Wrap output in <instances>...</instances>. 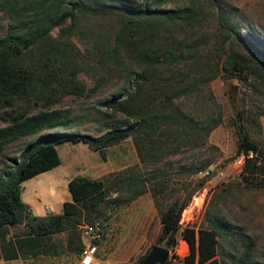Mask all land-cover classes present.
Returning <instances> with one entry per match:
<instances>
[{"label":"trees","instance_id":"1","mask_svg":"<svg viewBox=\"0 0 264 264\" xmlns=\"http://www.w3.org/2000/svg\"><path fill=\"white\" fill-rule=\"evenodd\" d=\"M233 7L218 0L165 6L156 0H0L6 18L0 33V112L5 119L0 148L20 135L35 134L14 158V168L0 173V223L24 219L34 232L60 230L79 223L80 217L97 219L94 207L101 201L110 206L128 203L148 190L159 222L155 242L172 246L178 232L187 243L188 251L176 256L174 264H264L253 257L254 240L244 227L210 208L212 204L204 207L197 223L178 228L181 209L207 172L189 188L179 180L169 187L177 179L171 175L170 159L164 157L184 147L203 146L220 121L208 84L215 75L234 76L252 89L255 100H264L263 33L259 29L253 39L248 33L253 29L237 24ZM72 32L87 41L86 54L69 38ZM83 55L92 60L96 76L87 89H95L104 70H122L119 85L102 104L108 113L119 111L127 120L112 122L95 134L50 130L71 120L68 110L50 103L85 91L77 75L88 67L81 62ZM235 88L229 86L232 97ZM189 97L192 107L184 110L182 101ZM230 106L238 140L234 155L242 153L241 174L244 180L264 184V147L248 135L245 125L247 116L251 121L254 117L236 103ZM256 107L264 110V102ZM125 136L132 140L135 163L104 176H69L71 200L61 202L60 213L32 215L21 201L20 180L56 165L55 145L60 141H85L102 157L109 145ZM207 164L208 159H198L193 170ZM179 189L184 192L173 194ZM108 192H113L110 198ZM146 250L131 264H140Z\"/></svg>","mask_w":264,"mask_h":264},{"label":"rangeland","instance_id":"2","mask_svg":"<svg viewBox=\"0 0 264 264\" xmlns=\"http://www.w3.org/2000/svg\"><path fill=\"white\" fill-rule=\"evenodd\" d=\"M137 3L151 2L152 0H134ZM160 6L172 5L175 2L183 0H156ZM215 2V0H213ZM228 6L233 5L234 16L237 24L241 28H251L250 36L260 29L264 38V0H218ZM216 7V5H214ZM6 18L0 13V33L6 25ZM89 25V23H88ZM57 27L51 29L55 33ZM82 53H87L85 48L88 46L85 38L76 32L69 34ZM264 40V39H263ZM88 48V47H87ZM88 55V54H87ZM83 55L82 64L88 67L77 72L78 78L85 86L82 94L67 93L60 97L58 101H52L51 106L68 110L71 120L64 126H52L49 129L55 131H66L68 129L80 130L89 134H95L106 129L112 122H125L127 118L119 111L108 113L103 106V100L115 90L119 85L122 76V70L119 68H110L105 71V77L102 78L95 89L91 87L96 77L91 70L90 57ZM209 88L215 100L218 102V108L221 113L220 121L209 130L206 136V142L202 146L184 147L180 151L170 152L164 155L171 162V175L175 181L171 180L173 185H182L189 188L190 183L198 176L205 174L202 184L194 188L188 201L181 209L179 217V226L198 222L201 219L202 211L208 204L210 208H216L222 211L225 216L233 223L240 224L244 230L254 240L253 257L258 260H264V184H260L254 179L244 180L241 174V157L236 161L237 155L235 148L237 138L233 126V113L231 106L233 103L244 107L254 117L253 121L246 117L245 125L248 135L253 138L260 147H264V111L263 108L256 107L257 104H263V101L255 100L252 89L243 87L240 80L234 76L226 77L217 74L209 82ZM236 85L234 97L230 94L229 86ZM200 101L204 104L203 100ZM192 98H186L182 101L184 110L192 107ZM262 112V113H261ZM5 123V119L0 112V124ZM35 134H24L17 139L5 142L0 148V173H5L14 168V158L19 155V150L29 140L33 139ZM60 163L54 165L46 174L33 175L25 177L20 182L22 197L33 203L35 211H42L43 205L49 209H55L57 198H62L68 192V188L63 181L64 177L76 173L80 175L98 174L100 171H106L104 176L115 171L122 161H133V152L135 151L131 138L125 136L109 145L108 151H104V156L95 149H90L85 141L67 140L60 141L56 145ZM107 147V148H108ZM198 159H208V164L203 169L193 170L194 163ZM135 162H130L134 164ZM183 165V168L180 166ZM141 168L144 169L143 166ZM95 177V176H94ZM186 181H189L186 184ZM181 186V185H180ZM167 188V190L169 189ZM166 190V191H167ZM183 189L175 191L173 194H182ZM113 192H108V196ZM152 196L148 190L141 192L128 203H120L115 206L104 204L101 201L94 208L93 218L104 222L107 231L106 234L97 239V248L94 251L91 264H131L137 260V256L148 249L155 242V233L159 226L157 212L152 205ZM80 222L86 221L80 217ZM177 242L168 248L165 264H174L176 256L181 257L188 251L186 242L178 232L175 233Z\"/></svg>","mask_w":264,"mask_h":264},{"label":"crops","instance_id":"3","mask_svg":"<svg viewBox=\"0 0 264 264\" xmlns=\"http://www.w3.org/2000/svg\"><path fill=\"white\" fill-rule=\"evenodd\" d=\"M108 149L109 147L106 148V151H108ZM133 155V161H131V158L130 160L122 161L120 164H117L118 166H116V168L124 166L127 163L129 164L130 162H135L136 157L135 154ZM59 163L60 160L58 157V163L56 165ZM54 165L33 175L41 176L42 174H46ZM107 171L109 170L86 176L94 177L102 173L104 174ZM68 177L69 175L63 179L65 185ZM19 196L30 213L39 217L46 213H60L61 202L67 199L71 200L69 192L64 195V197L56 199L55 202L57 203V207L55 209H49L47 206L43 205V210L40 212L35 211L33 203L22 197L21 189L19 191ZM78 224L77 222L76 224L66 226V228L60 230L34 232L24 219L13 223H0V264H78V252L82 247V240L78 233ZM183 241L185 240L183 239L181 241L182 245Z\"/></svg>","mask_w":264,"mask_h":264},{"label":"built area","instance_id":"4","mask_svg":"<svg viewBox=\"0 0 264 264\" xmlns=\"http://www.w3.org/2000/svg\"><path fill=\"white\" fill-rule=\"evenodd\" d=\"M242 153L237 155L236 161L240 159ZM205 173L208 170L204 171ZM107 228L100 219H93L90 222L83 221L78 224V233L82 240V247L78 252V264H91L93 254L97 248V239L106 234ZM166 261V260H165ZM167 264H169L167 262Z\"/></svg>","mask_w":264,"mask_h":264},{"label":"water","instance_id":"5","mask_svg":"<svg viewBox=\"0 0 264 264\" xmlns=\"http://www.w3.org/2000/svg\"><path fill=\"white\" fill-rule=\"evenodd\" d=\"M168 248L164 245L153 244L140 257V264H157L163 263Z\"/></svg>","mask_w":264,"mask_h":264}]
</instances>
